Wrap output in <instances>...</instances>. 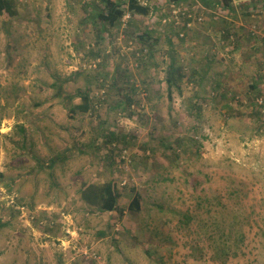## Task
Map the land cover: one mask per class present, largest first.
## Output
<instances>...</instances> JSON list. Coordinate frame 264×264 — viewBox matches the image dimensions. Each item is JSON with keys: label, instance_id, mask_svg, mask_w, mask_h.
<instances>
[{"label": "rangeland", "instance_id": "1", "mask_svg": "<svg viewBox=\"0 0 264 264\" xmlns=\"http://www.w3.org/2000/svg\"><path fill=\"white\" fill-rule=\"evenodd\" d=\"M99 1L15 0V15H0V252L10 253L0 264H264V0L233 3L235 17L211 4L181 2L180 10L195 6L204 19L183 36L179 65L187 73L171 99L163 60L173 46L160 43L159 66L141 73L131 54L140 45L130 36L148 27L165 42L175 26L160 27L158 17L168 14L170 22L172 7L139 0L160 10L146 17L126 10L108 46L123 60L110 53L101 60L110 74V61L128 72L132 106L115 109L124 98L106 96L95 112L70 118L68 102L51 98V84L59 77L62 94L79 102L75 90L86 84L78 72L87 65L85 50L95 46L93 29L80 18ZM135 19L138 29L123 32ZM144 78L152 79L149 94ZM95 87L93 80L91 92ZM108 132L114 145L106 143ZM50 158L53 177L42 167ZM109 180L120 190L122 216L79 198L84 184ZM134 191L141 196L137 213L127 209ZM201 198L210 211L198 207ZM220 203L227 217L211 224ZM229 224L242 240L229 235ZM214 243L235 254L215 258Z\"/></svg>", "mask_w": 264, "mask_h": 264}, {"label": "trees", "instance_id": "2", "mask_svg": "<svg viewBox=\"0 0 264 264\" xmlns=\"http://www.w3.org/2000/svg\"><path fill=\"white\" fill-rule=\"evenodd\" d=\"M167 1V4L181 5L182 1L186 0H165ZM205 1V0H204ZM205 3L207 5H214L215 8L212 10L221 12V9H226L229 12H231L232 16L235 17V11H234V5L232 4V0H206ZM98 8L94 13H90V16H87V12H84V14L81 15V20L79 25H84V23H87V27L93 29L92 34L95 38V46L94 44L91 47H88L85 50L84 55L86 56V62L87 65L83 68L84 71H79L78 74H82L83 79L85 81V88H76L75 95L79 97L78 103H72L70 102L71 99H73L72 95L66 94L63 95V82L60 81L61 79L59 77H55L54 82L51 84V87L55 89V94L51 97L53 98H61L63 100H66L68 102L67 108L70 112L69 116L75 117L76 113L85 114V113H92L95 112L98 108L103 106L104 103H106V96L109 98V96L112 95H121L124 99H118L116 102L112 105L113 108L117 109H125L126 107L129 108V106L133 103L131 95V89H134L133 87L130 89V91L126 89V87H129L130 82L125 81V76H129L128 72H121V69L119 68L118 64H114L110 61L108 64L110 69L112 66H114L111 74L109 70L104 69V64L102 60V57L107 55V53L112 54L114 57H117L119 60V55H115L113 52H109L110 45L113 44L115 39V33L116 31H121V26H119L120 21L122 19V16L124 15L125 11L128 10L131 15L139 14L141 17L149 16V14L156 13L158 11L159 6L155 2H148L145 4V6L141 5L139 0H100L97 4ZM126 6V8H125ZM160 10V9H159ZM173 10V9H172ZM186 13L191 12V8H185L183 9ZM16 13L15 8V0H0V15L7 14L8 16H14ZM182 19V26L180 31H185L184 35L187 32V28L185 26V18L183 16L185 15H179ZM169 15L165 13H160L158 17L157 24L161 26H165L168 28L169 24L171 22H163V19L168 18ZM216 19V17H215ZM132 20V23L128 22L126 27H123V32H128L130 30V27H134V29H138L139 21ZM134 22V23H133ZM167 24V25H165ZM131 25V26H130ZM172 25V24H171ZM173 26V25H172ZM175 30H171V35H177L178 40L172 41L170 36H167L165 38V42L162 41V35H159L157 31L153 29H149L146 27L138 36H130L131 39H133L134 42H137L140 46L138 48H134L131 51L132 56L137 59L142 67H139V71L143 73L145 70H149L150 67L156 68L159 66V63L156 60V50L160 49V43L161 46H173L164 53L165 60H163V63L165 65L164 71L166 75V83H167V90H168V97L171 99V89L175 85H177V79H181L183 76V70L186 75L187 69L182 68L179 63L181 60H179V50L183 46L182 43L185 41L183 36L179 37V32L177 28L172 27ZM191 28V27H190ZM189 28V29H190ZM114 30V31H113ZM159 31L162 29H158ZM132 32V30H131ZM250 33V37H251ZM142 45V46H141ZM108 47V48H107ZM123 52H120V54ZM122 55V54H121ZM123 60V59H121ZM121 60H119L121 62ZM120 64V63H119ZM209 66V63L205 62L204 66L201 68V70H198L197 75H199L200 79L206 78L205 73L207 72L206 68ZM214 77L215 80L214 86H217V88H220L222 86V79L219 77ZM181 77V78H180ZM108 79H110V83L108 82ZM96 82L95 91L91 92L90 89V83L92 81ZM151 81L152 79H143L144 89L149 93H151ZM212 83V80L211 82ZM257 82H251V87L256 88ZM126 86V87H125ZM135 86V84L133 85ZM142 89V87H141ZM255 91V90H253ZM135 92V91H134ZM220 96L227 95L224 92H221L219 94ZM216 96L213 97V99ZM122 100L125 102L124 105H122ZM132 106V105H131ZM17 129L20 132H23L24 134V128L21 126H17ZM110 134V139L106 141L107 144L111 145L112 141H117L115 138V135L112 132H108ZM189 141H191L190 137L188 136ZM114 145V142H112ZM24 146V145H23ZM21 146V149L23 148ZM163 146H167L166 143L163 144ZM112 149H114L112 147ZM61 155V156H58ZM65 153H57L56 158H59L60 160H64L66 158ZM56 164L55 158H50L48 160V164L46 166L42 165L43 169L48 171V173L51 174L53 177V171L54 166ZM4 176L2 173H0V180L3 179ZM4 186L6 189L11 190L12 186L11 184H7L4 182ZM134 189V188H133ZM125 194V193H124ZM131 200L127 207L129 211L132 212H139L141 210V196L138 191H134L130 194ZM121 197L120 190L118 188V185L112 180H109L103 184H94V183H88L84 184L80 190H79V198L81 201H83L85 204L89 206H94L98 211L101 212H117L120 216H122L125 209L120 208L118 206V199ZM197 205L199 208H203V210L210 211L211 204L206 199H199L197 201ZM221 203L218 205L219 209H217L215 212L219 211L221 213V216H217L214 219L210 218L211 224H218L219 222L222 223V221L225 220L226 215H222L223 205ZM184 213H182L183 215ZM200 224H207V222L200 223ZM182 225V224H181ZM185 225V224H183ZM238 232L239 234L237 237L242 240V233L239 230L235 229V226L229 224V235L232 236L234 233ZM100 235H103L104 233H99ZM214 248L216 249V252L219 254L215 256V258H218L219 256L222 258H225L229 255H234L235 252H229V250L226 247L221 248L220 244L214 243ZM215 253V251H214Z\"/></svg>", "mask_w": 264, "mask_h": 264}, {"label": "built area", "instance_id": "3", "mask_svg": "<svg viewBox=\"0 0 264 264\" xmlns=\"http://www.w3.org/2000/svg\"><path fill=\"white\" fill-rule=\"evenodd\" d=\"M193 1L194 2L192 3V5L193 4H198L199 1H200V3H203L204 6L206 4L205 3L206 0L205 1L204 0H193ZM171 7L173 9L172 11H173V14L174 15L171 16L172 17V20L170 22L176 28H179L180 26H182V19H181V17L179 15H185L183 17L185 18V26H186L187 29H189L192 26L193 22L196 21V23H200L204 19L201 16V14H199L196 11L193 10L195 8V6L194 7H191V12L190 13H186L185 11L180 10V7L179 6H176V5H171ZM174 8H176V9H174ZM201 8L202 9H205V7L204 8L201 7ZM167 20L169 21V17L166 18V19L164 18L163 19V22L166 23ZM178 31H179L178 32L179 36H184L185 31H180V29H178Z\"/></svg>", "mask_w": 264, "mask_h": 264}, {"label": "crops", "instance_id": "4", "mask_svg": "<svg viewBox=\"0 0 264 264\" xmlns=\"http://www.w3.org/2000/svg\"><path fill=\"white\" fill-rule=\"evenodd\" d=\"M189 1H193V0H189ZM244 2H246V0H232V4L233 3H238L240 6H242L243 5V3ZM234 5V4H233ZM18 207H23L22 205H19ZM1 221H3V224H8L5 220H3V218L1 219ZM14 224H17V222H15ZM2 225V224H1ZM17 233H18V231H17ZM16 233V234H17ZM2 239H3V237H2ZM1 253V252H0ZM10 255V253H9V251H4V252H2L1 254H0V261H3V260H5L6 259V257H8Z\"/></svg>", "mask_w": 264, "mask_h": 264}]
</instances>
